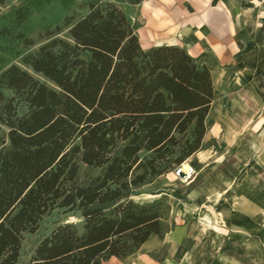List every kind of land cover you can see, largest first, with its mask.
Here are the masks:
<instances>
[{
	"label": "trees",
	"instance_id": "obj_1",
	"mask_svg": "<svg viewBox=\"0 0 264 264\" xmlns=\"http://www.w3.org/2000/svg\"><path fill=\"white\" fill-rule=\"evenodd\" d=\"M138 27L88 0L0 68V264L58 208L82 230L57 225L28 264H105L166 233L170 204L133 196L202 148L215 88L185 48L144 49Z\"/></svg>",
	"mask_w": 264,
	"mask_h": 264
},
{
	"label": "crops",
	"instance_id": "obj_2",
	"mask_svg": "<svg viewBox=\"0 0 264 264\" xmlns=\"http://www.w3.org/2000/svg\"><path fill=\"white\" fill-rule=\"evenodd\" d=\"M85 1L71 0L72 11ZM102 1L138 24L144 49L177 45L209 66L215 88L202 148L183 163L185 171L194 168L192 176L186 181L170 171L133 196L170 204L166 233L105 264H264V131H229L233 123L222 107L228 65L242 72L241 86L261 87L243 72H264V0ZM142 195L151 199L138 200Z\"/></svg>",
	"mask_w": 264,
	"mask_h": 264
},
{
	"label": "rangeland",
	"instance_id": "obj_3",
	"mask_svg": "<svg viewBox=\"0 0 264 264\" xmlns=\"http://www.w3.org/2000/svg\"><path fill=\"white\" fill-rule=\"evenodd\" d=\"M71 4V0H9L6 5L0 6V68L20 64L21 54L36 50L47 29L61 25L65 15L73 12ZM20 13H24V18ZM26 40H33L35 45L26 46ZM225 68L223 72L229 74L231 86L226 93L228 101L222 103V107L233 123L229 131H264V72H243L244 79H255L261 87H257V83L251 86L245 81L241 86L239 82L243 81L239 77L242 72L233 65ZM137 199L151 197L142 195ZM68 222H74L82 230L83 222L76 212L58 208L46 216L35 234H26L18 264H28L36 243L48 236L57 225Z\"/></svg>",
	"mask_w": 264,
	"mask_h": 264
},
{
	"label": "built area",
	"instance_id": "obj_4",
	"mask_svg": "<svg viewBox=\"0 0 264 264\" xmlns=\"http://www.w3.org/2000/svg\"><path fill=\"white\" fill-rule=\"evenodd\" d=\"M195 172L194 168L190 166V169L187 173H185L183 171V168H182V164L177 166L175 169H174V174L178 177H182L183 179H189L192 174Z\"/></svg>",
	"mask_w": 264,
	"mask_h": 264
},
{
	"label": "bare ground",
	"instance_id": "obj_5",
	"mask_svg": "<svg viewBox=\"0 0 264 264\" xmlns=\"http://www.w3.org/2000/svg\"><path fill=\"white\" fill-rule=\"evenodd\" d=\"M182 168H183V164H182ZM189 169H190V167H189ZM189 169H188V171H189ZM183 171L185 172V173H187L188 171H185L184 169H183Z\"/></svg>",
	"mask_w": 264,
	"mask_h": 264
}]
</instances>
